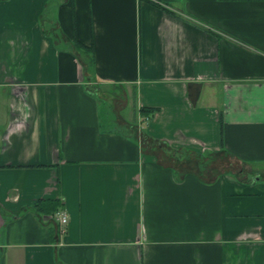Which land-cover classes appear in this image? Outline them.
Here are the masks:
<instances>
[{
	"label": "crops",
	"instance_id": "1",
	"mask_svg": "<svg viewBox=\"0 0 264 264\" xmlns=\"http://www.w3.org/2000/svg\"><path fill=\"white\" fill-rule=\"evenodd\" d=\"M262 164L264 0H0V264H264Z\"/></svg>",
	"mask_w": 264,
	"mask_h": 264
},
{
	"label": "trees",
	"instance_id": "2",
	"mask_svg": "<svg viewBox=\"0 0 264 264\" xmlns=\"http://www.w3.org/2000/svg\"><path fill=\"white\" fill-rule=\"evenodd\" d=\"M155 5L159 6V7H163L161 4H159L158 2H153ZM77 45H78V48L80 51L82 52H86V53H89L90 50L88 48H86L83 44L77 42ZM90 55V63L93 61V59L91 58V53L89 54ZM139 111L140 113L143 115V118H145L146 121H148L152 115H153V112H154V109L153 108H148V107H140L139 108ZM164 144V143H162ZM164 149V148H163ZM167 150V149H164V151ZM173 153V157L175 159L176 162H185L187 163L189 159H191V154H190V151L188 149H179V150H172ZM199 157H204L205 156V153H200L199 152ZM200 166H203V162H198ZM34 206L36 208V210H38L39 212H52V213H55L59 206H60V203L58 200L56 199H49V198H46V199H38L35 203H34Z\"/></svg>",
	"mask_w": 264,
	"mask_h": 264
},
{
	"label": "rangeland",
	"instance_id": "3",
	"mask_svg": "<svg viewBox=\"0 0 264 264\" xmlns=\"http://www.w3.org/2000/svg\"><path fill=\"white\" fill-rule=\"evenodd\" d=\"M106 106L105 101L103 99H101V103H100V110H103V108ZM127 111H123V115H126ZM106 114V111H105ZM191 159L188 160V164H186V166H192V168H197V164L198 162H203L206 161L209 163H207L208 167H210L209 170H206L204 173V177L210 178L215 176V174H219L220 172H222V169L226 168V170L231 171L232 174L238 173L240 172V170L242 169L240 163L235 162L234 159H229V158H222V157H211V159H204L206 157V155L204 157H199V155H194L193 153H191ZM264 164H262L261 166H263Z\"/></svg>",
	"mask_w": 264,
	"mask_h": 264
},
{
	"label": "built area",
	"instance_id": "4",
	"mask_svg": "<svg viewBox=\"0 0 264 264\" xmlns=\"http://www.w3.org/2000/svg\"><path fill=\"white\" fill-rule=\"evenodd\" d=\"M52 217H54L58 221V226H59V232L63 233L65 230V225L67 223V215L66 213L62 211L55 212L52 214Z\"/></svg>",
	"mask_w": 264,
	"mask_h": 264
}]
</instances>
